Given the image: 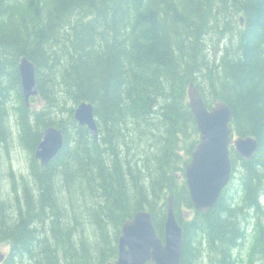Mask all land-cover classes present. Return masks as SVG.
Listing matches in <instances>:
<instances>
[{"label": "trees", "instance_id": "obj_1", "mask_svg": "<svg viewBox=\"0 0 264 264\" xmlns=\"http://www.w3.org/2000/svg\"><path fill=\"white\" fill-rule=\"evenodd\" d=\"M23 56L36 66V108L23 94ZM191 81L208 107L230 105L235 135L259 141L251 159L232 146L233 179L208 213L181 177L200 136ZM82 101L94 104L98 139L74 118ZM11 112L31 162L8 201ZM50 126L64 144L42 166L34 153ZM170 194L181 264H264V0H0L3 264H108L137 210L148 208L163 236Z\"/></svg>", "mask_w": 264, "mask_h": 264}, {"label": "water", "instance_id": "obj_2", "mask_svg": "<svg viewBox=\"0 0 264 264\" xmlns=\"http://www.w3.org/2000/svg\"><path fill=\"white\" fill-rule=\"evenodd\" d=\"M241 24H244V17H241ZM19 71L24 97L30 105L32 96L39 98L35 63L23 56ZM188 95L200 131V139L194 147L191 161L186 165L185 177L194 206L206 213L217 203L232 177L231 143L242 156L251 159L259 148V141L250 135L233 138V111L226 101L216 100L209 109L194 82L190 83ZM74 117L80 125L88 126L92 134L98 137V125L91 102H81L75 109ZM63 144L62 129L47 127L42 131L41 140L35 149V157L43 166L48 165ZM118 250V258L109 264H181L183 228L175 213L172 194L169 196L165 221V238L158 235L152 213L139 209L133 217L124 222ZM2 260L3 255L0 254V261Z\"/></svg>", "mask_w": 264, "mask_h": 264}, {"label": "rangeland", "instance_id": "obj_3", "mask_svg": "<svg viewBox=\"0 0 264 264\" xmlns=\"http://www.w3.org/2000/svg\"><path fill=\"white\" fill-rule=\"evenodd\" d=\"M33 104L34 105H31V106L36 108L39 106L40 102L34 100ZM13 113L14 112H11V114H12L11 117H12V125L14 126V132H15L16 138L13 139L10 148L7 151H4L2 154V169H1L2 170V172H1L2 173V185L4 187L3 188V194H4L3 197H4V199H6L8 201L11 199V191H12L13 185L16 181H17V183H15L16 187H18L19 190L22 189L23 185L19 184V181H20L19 177L23 174V175L27 176L28 179L30 178L29 168H30V162H31L30 151L23 145L22 140L18 139L19 136H18L17 126L14 125L16 116ZM16 131H17V133H16ZM10 172H14L15 177H18V178H16L14 180L13 176L10 175ZM233 175H234V170H233ZM237 178H236V180H237ZM251 238H252V236H250L249 240H251ZM242 250L244 251L243 256H245L246 255V249L245 250L242 249ZM0 251L7 254L10 251V245L7 242L6 243L1 242L0 243ZM246 261H247L246 264H251L249 262V256H246ZM253 264H260V262H256Z\"/></svg>", "mask_w": 264, "mask_h": 264}, {"label": "flooded vegetation", "instance_id": "obj_4", "mask_svg": "<svg viewBox=\"0 0 264 264\" xmlns=\"http://www.w3.org/2000/svg\"><path fill=\"white\" fill-rule=\"evenodd\" d=\"M1 263H2V262H1ZM1 263H0V264H1Z\"/></svg>", "mask_w": 264, "mask_h": 264}]
</instances>
